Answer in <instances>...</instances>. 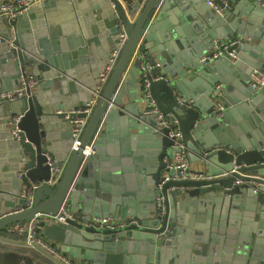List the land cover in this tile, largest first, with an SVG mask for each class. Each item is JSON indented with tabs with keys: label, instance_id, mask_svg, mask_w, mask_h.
I'll return each mask as SVG.
<instances>
[{
	"label": "water",
	"instance_id": "95a60500",
	"mask_svg": "<svg viewBox=\"0 0 264 264\" xmlns=\"http://www.w3.org/2000/svg\"><path fill=\"white\" fill-rule=\"evenodd\" d=\"M211 1L41 0L0 16V236L65 203L71 217L36 231L87 264H264V84L250 76L264 75V0ZM216 39L235 42L210 58ZM176 128L198 166L184 178ZM0 264L43 263L0 249Z\"/></svg>",
	"mask_w": 264,
	"mask_h": 264
},
{
	"label": "built area",
	"instance_id": "2783aa9c",
	"mask_svg": "<svg viewBox=\"0 0 264 264\" xmlns=\"http://www.w3.org/2000/svg\"><path fill=\"white\" fill-rule=\"evenodd\" d=\"M38 1H41V0H1L0 1V16H2L4 19H7V20L11 19L15 17L18 13L23 12L24 10H26L27 8H29L30 6H32L34 3ZM258 1H262V0H258ZM209 2L212 3L211 0H209ZM215 8L217 9L218 12H221V8L217 6ZM124 39H125V35L123 37L122 43ZM234 42L235 41L221 42L219 40H216L214 44L213 56H211L210 58H217L219 56L225 55L227 48ZM122 43L120 44V47L113 53L112 62L108 64L105 70L101 73V80L98 85V89L94 93L93 99L90 101V103H88V105L85 108L80 109L86 113V116L75 120L76 122L73 128L74 140L72 144V147L74 148L80 146L79 140L84 130V127L88 121V117L92 113L93 108L98 100V97L100 96L101 89L104 83L107 81L109 74L112 71L113 66L119 56ZM230 54L232 56H235L233 53H230ZM206 57L207 56L202 57V59L204 60ZM146 67L147 65L142 66L143 69H146ZM250 76H251L252 86L256 87V86H261L264 84V75L261 74L258 70L254 69L250 73ZM34 82L35 81L33 78H29L26 81V84L32 86ZM222 108H223L222 105H220L219 109H222ZM155 112L158 114V118L160 119V122L163 125H171L173 123L171 120L167 119L158 109H155ZM171 135L176 137L175 147L177 148V151H176L174 159L169 163V166L173 168L181 169L177 177L184 178L186 176L185 170L191 167L190 166L191 162L189 160V156L186 151L184 141L182 139V132L179 128H176L174 131H171ZM94 151H95V143L94 141H91L88 145L83 147L84 159L89 157L92 153H94ZM262 178L264 179V177ZM56 180H53V181L49 180L48 182L52 183V182H55ZM236 182L240 183L241 181L237 180ZM71 215L72 213L70 209L67 207L65 203H62L59 211L56 214L53 215V214L37 213L28 222L27 225L25 222H17L10 226L9 231L25 235L27 246L31 248H35L37 246L42 247L47 252L52 253L55 256L59 257L63 264H79L78 262L64 256L61 252L57 250L56 246L51 241L47 240L43 235L37 233L36 231V229L39 227V222L42 219L45 220L47 223L65 222L68 217H71ZM94 223L99 226L104 227L107 224H109V218L100 217V218H97L94 221Z\"/></svg>",
	"mask_w": 264,
	"mask_h": 264
},
{
	"label": "crops",
	"instance_id": "0c3cea01",
	"mask_svg": "<svg viewBox=\"0 0 264 264\" xmlns=\"http://www.w3.org/2000/svg\"><path fill=\"white\" fill-rule=\"evenodd\" d=\"M253 41H254V39L252 40V42ZM254 43H257V40H255ZM116 125H118V124H116ZM119 157L120 156L113 157L111 154L106 155V159H107L108 164L109 163L111 164L113 161H115ZM190 162H191V160H190ZM190 166L191 167H198L196 164H194L192 162L190 163ZM20 237H21V239H15V240H11L10 242H8L11 245V248H3V250H15L18 252L30 254L36 261H39L43 264H49L46 260H48L52 264H63L59 257L55 256L52 253L47 252L42 247L37 246L35 248H31V247L27 246L25 235L21 234ZM1 242L5 243L6 239L2 241V238H0V244H1ZM54 245L56 246L57 250L59 252H61L64 256L78 262L79 264H87L83 260V258L70 257L68 252H63L60 250L58 245H56V244H54ZM0 249H2V248L0 247ZM30 249H32V250H30ZM41 257L45 258V260H42Z\"/></svg>",
	"mask_w": 264,
	"mask_h": 264
},
{
	"label": "rangeland",
	"instance_id": "374dc122",
	"mask_svg": "<svg viewBox=\"0 0 264 264\" xmlns=\"http://www.w3.org/2000/svg\"><path fill=\"white\" fill-rule=\"evenodd\" d=\"M12 234H15L17 236L21 235V234L16 233V232H9V230L5 231V233L0 236V238H2V241L6 239L5 243L1 242V244H0L1 248H11V245L8 242H10L11 240L17 239V237L15 235H12Z\"/></svg>",
	"mask_w": 264,
	"mask_h": 264
},
{
	"label": "trees",
	"instance_id": "16d2710c",
	"mask_svg": "<svg viewBox=\"0 0 264 264\" xmlns=\"http://www.w3.org/2000/svg\"><path fill=\"white\" fill-rule=\"evenodd\" d=\"M5 233V230H2V234H4ZM12 235H15V234H12ZM16 237H17V239H21V237L20 236H17V235H15ZM14 238V237H13ZM3 249V248H2ZM30 250H32V249H30ZM41 259L42 260H45V258H42L41 257ZM49 264H52L51 262H49L48 260H46Z\"/></svg>",
	"mask_w": 264,
	"mask_h": 264
}]
</instances>
